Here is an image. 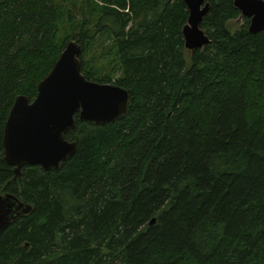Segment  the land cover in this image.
Returning <instances> with one entry per match:
<instances>
[{"label":"trees","instance_id":"obj_1","mask_svg":"<svg viewBox=\"0 0 264 264\" xmlns=\"http://www.w3.org/2000/svg\"><path fill=\"white\" fill-rule=\"evenodd\" d=\"M205 1L212 44L190 52L184 0H0V194L34 208L0 237V264H264V32L235 0ZM72 41L87 80L130 92L129 112L77 117L76 155L15 181L10 112Z\"/></svg>","mask_w":264,"mask_h":264},{"label":"water","instance_id":"obj_2","mask_svg":"<svg viewBox=\"0 0 264 264\" xmlns=\"http://www.w3.org/2000/svg\"><path fill=\"white\" fill-rule=\"evenodd\" d=\"M189 12L183 29L185 48L201 51L212 44L202 30L210 12L205 0H184ZM242 18L250 20L249 32H264V1L235 0ZM84 50L77 42L68 44L51 73L39 84L37 98L31 102L19 96L10 112L4 131L5 162L14 168L15 181L25 167H40L44 172H59L73 158L77 144L66 134L80 122L98 127L125 117L131 106L129 91L116 85L90 82L82 72ZM34 208L13 194H0V237L19 219L29 216ZM154 219L151 225H155Z\"/></svg>","mask_w":264,"mask_h":264},{"label":"rangeland","instance_id":"obj_3","mask_svg":"<svg viewBox=\"0 0 264 264\" xmlns=\"http://www.w3.org/2000/svg\"><path fill=\"white\" fill-rule=\"evenodd\" d=\"M78 1V3L79 2H82V1H84V0H77ZM91 1H94V2H96L97 3V0H91ZM73 3H76V0H75V2H73ZM72 5H69V8H72L71 7ZM81 7V6H80ZM244 25V20L242 19V18H240L239 17V19H237V20H235V21H232L230 24H229V27H230V30L231 31H236V30H238L239 28H241L242 26ZM66 30L64 31V33L65 32H68V33H70V32H72V33H74V32H76V33H79L81 30H79V29H73V30H71V28L69 27V25H67L66 27ZM97 58H98V56L96 57L95 56V54L94 53H92L91 54V52H90V54L88 55V56H85L84 57V60L86 61V62H88V64H89V68L90 67H92L93 69H94V71H95V73H96V76H97V67L98 68H100V69H103L102 71L105 73V74H107L108 76H110V72H109V69L107 68V64L108 63H100V61H98L97 62ZM102 73V72H101ZM100 73V74H101ZM103 74V73H102ZM104 74V75H105ZM94 83H96V82H94ZM114 83L115 82H113V84H103V85H114Z\"/></svg>","mask_w":264,"mask_h":264}]
</instances>
